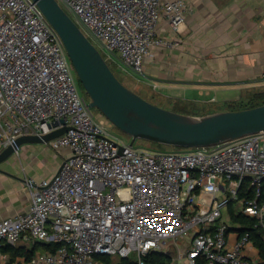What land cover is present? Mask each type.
Segmentation results:
<instances>
[{"label": "built area", "instance_id": "1", "mask_svg": "<svg viewBox=\"0 0 264 264\" xmlns=\"http://www.w3.org/2000/svg\"><path fill=\"white\" fill-rule=\"evenodd\" d=\"M57 1L102 52L138 74L153 47L178 43L157 34L161 20L181 31L191 9L186 0ZM76 79L37 3L0 0V152L62 120L68 130L47 145L71 150L53 176L28 178L27 212L0 220V260L9 258L4 246L26 237L59 247L23 264H103L96 255L135 254L147 264L150 251L172 253L174 264L261 262L260 251L250 256L259 249L250 231L225 212L232 203L264 230V130L189 152H152L113 136Z\"/></svg>", "mask_w": 264, "mask_h": 264}, {"label": "crops", "instance_id": "2", "mask_svg": "<svg viewBox=\"0 0 264 264\" xmlns=\"http://www.w3.org/2000/svg\"><path fill=\"white\" fill-rule=\"evenodd\" d=\"M186 1L191 9L181 31H175L164 18L158 26L159 36L178 43L170 48L153 47L145 59L144 72H133L142 88L140 95L148 99L144 95L147 94L165 103L180 102L187 110L184 114L200 116L220 111L202 110L247 100L263 91L264 0ZM30 146L34 145H24L20 148L23 151L0 163V220L27 212L31 203L28 178L40 181L53 176L65 158L51 171L46 168L45 151H33ZM63 149L68 150V155L71 153L70 148ZM36 244L24 237L16 247L26 252ZM248 250L251 257L259 254V249ZM38 251L42 249H35V253ZM4 253L9 258L1 259L0 264H23L30 258L24 254L12 258L10 253Z\"/></svg>", "mask_w": 264, "mask_h": 264}, {"label": "water", "instance_id": "3", "mask_svg": "<svg viewBox=\"0 0 264 264\" xmlns=\"http://www.w3.org/2000/svg\"><path fill=\"white\" fill-rule=\"evenodd\" d=\"M34 1L63 39L79 82L90 97V106L129 135L131 144L143 139L179 148H195L264 130V104L193 116L153 103L119 79L103 52L57 0ZM61 122L63 127L41 136H20L14 145L0 152V163L26 144H47L63 135L69 126L65 120Z\"/></svg>", "mask_w": 264, "mask_h": 264}, {"label": "rangeland", "instance_id": "4", "mask_svg": "<svg viewBox=\"0 0 264 264\" xmlns=\"http://www.w3.org/2000/svg\"><path fill=\"white\" fill-rule=\"evenodd\" d=\"M105 57H106L108 63L110 64L111 68L116 73V75L119 77V79L126 86L133 89L138 94H143V93H141V91H142L141 86L136 83V80H135L136 78L133 77V71L132 70L124 67L122 65V63L120 62V60L118 59V57H116L113 54H110L107 50H105ZM76 83H77L79 91L85 95H88L87 92L85 91V89L79 83L78 79H76ZM144 95L148 98V100L152 101L155 104H158L159 106L167 108L169 110H173V111L181 112V113L187 112V110L185 109L183 104L180 102L175 103L173 101H170L169 103H165L159 99H156L155 97L147 96V94H144ZM232 104H235V103H226L224 105L214 106V109L202 110V112L215 110V109H220V111L229 110L233 107V106H231ZM94 110L96 112L98 119H103L105 121V124L108 127L109 132L113 136H115L116 138H118V139H120L126 143L131 141V137L129 135H127L126 133L121 131L119 128L114 126L110 121H108L98 109L95 108ZM197 113L200 114L201 111H197ZM32 145H34V146H30V147H32L33 151H45L44 157H46L48 159V162L45 163L46 168L50 169L51 171L55 170L54 167L56 168L59 166V164H58L59 160H62L64 157H66V155H68L66 152L68 150L63 149V148L60 150H55L54 148H51L47 144H32ZM134 145L136 147L144 148V149L150 150L152 152L182 153V152L193 151L196 149V147L195 148H193V147L192 148H179V147H175V146H168V145H161V144L158 145L155 142H151V141H147V140H143V139L136 140ZM18 151H23V150L19 149ZM39 173L41 175L43 174V168L42 167H40ZM227 213H226L227 218H228V220H230L229 212H227ZM120 261H121L120 256L114 255L112 257V261L110 264H119ZM176 264H181V263H176Z\"/></svg>", "mask_w": 264, "mask_h": 264}, {"label": "trees", "instance_id": "5", "mask_svg": "<svg viewBox=\"0 0 264 264\" xmlns=\"http://www.w3.org/2000/svg\"><path fill=\"white\" fill-rule=\"evenodd\" d=\"M104 56L105 53L103 52ZM106 58V57H105ZM78 78V76H77ZM79 81V79H78ZM80 83V82H79ZM81 84V83H80ZM83 87V85L81 84ZM84 88V87H83ZM89 96V95H88ZM233 106L229 110H239L249 107H254L260 104H264V90L261 92L254 93L249 99L247 100H239L238 102H233ZM159 145V143H156ZM162 145V144H161ZM228 212L231 218V222L235 224H242V230L240 231H250V239L254 242V244L259 248L260 255H261V262L258 264H264V230L258 227H255V220L253 218L247 217L245 215L236 213L234 209V205L231 203L228 208ZM36 246L33 250H27L26 252H20V248L16 247V245H6L3 247V252L10 253L11 257L14 258L16 255L21 254L25 255L27 258L31 257L35 253V249L38 250L42 249V251H51L54 252L58 247L59 243L57 242H36ZM96 259L101 261L103 264H110L112 261L111 255H96ZM121 261L119 264H138V257L137 255H131L129 257H120ZM143 259L147 264H174L173 254L170 252H162V251H150ZM199 264H204V260L199 258Z\"/></svg>", "mask_w": 264, "mask_h": 264}]
</instances>
